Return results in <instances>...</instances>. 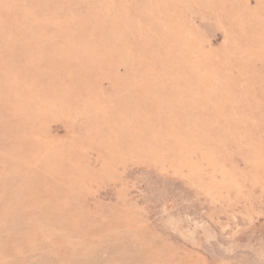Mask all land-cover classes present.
<instances>
[{
    "label": "rangeland",
    "instance_id": "obj_1",
    "mask_svg": "<svg viewBox=\"0 0 264 264\" xmlns=\"http://www.w3.org/2000/svg\"><path fill=\"white\" fill-rule=\"evenodd\" d=\"M0 264H264V0H0Z\"/></svg>",
    "mask_w": 264,
    "mask_h": 264
}]
</instances>
